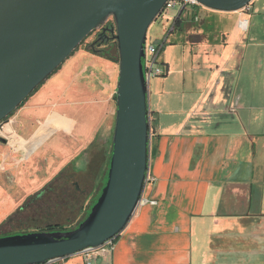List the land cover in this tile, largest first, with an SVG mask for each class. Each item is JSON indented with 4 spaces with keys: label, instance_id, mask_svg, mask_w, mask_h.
Listing matches in <instances>:
<instances>
[{
    "label": "crops",
    "instance_id": "0c3cea01",
    "mask_svg": "<svg viewBox=\"0 0 264 264\" xmlns=\"http://www.w3.org/2000/svg\"><path fill=\"white\" fill-rule=\"evenodd\" d=\"M173 10L163 15L171 23V47L159 56L166 74L148 83L153 122L142 202L112 254L93 264H264V20L247 39L241 22L249 26L250 7ZM176 40L184 52L169 58ZM118 78V64L78 48L34 104L2 123L5 134L23 143V154L59 152L57 174L93 150L105 159ZM8 172L14 180L4 200L12 205L0 216L42 182L19 165ZM55 264L86 263L80 253Z\"/></svg>",
    "mask_w": 264,
    "mask_h": 264
},
{
    "label": "water",
    "instance_id": "95a60500",
    "mask_svg": "<svg viewBox=\"0 0 264 264\" xmlns=\"http://www.w3.org/2000/svg\"><path fill=\"white\" fill-rule=\"evenodd\" d=\"M170 0H0V125L44 84L95 30L113 34L119 78L108 180L88 217L68 232L0 239V264H46L118 239L136 214L150 158L148 33ZM240 12L255 0H194ZM112 18V25H107ZM94 46V44L92 45ZM105 182V179H104ZM103 182V183H104Z\"/></svg>",
    "mask_w": 264,
    "mask_h": 264
},
{
    "label": "rangeland",
    "instance_id": "374dc122",
    "mask_svg": "<svg viewBox=\"0 0 264 264\" xmlns=\"http://www.w3.org/2000/svg\"><path fill=\"white\" fill-rule=\"evenodd\" d=\"M177 11L178 10L169 9L167 15L173 16ZM247 11L248 10L240 11L239 13L245 14L248 13ZM248 14L250 15L249 26H247V29L243 32L242 36L246 35V38L250 39L257 36V33L263 28L264 0H255L250 5ZM163 15L153 23L148 33L149 41L156 46L164 43V41L170 36L169 32L171 23H168ZM112 21V18L108 20V22ZM99 31L100 30H95L91 33L79 48L87 47L89 44L93 43L96 40ZM166 43V47H171V43H168L167 45ZM174 44H177L178 47H172V49L167 52V57L173 59H175L176 56L182 55L184 52L181 41L176 40L174 41ZM154 81L155 80H152V83H154ZM47 82L48 81H46L44 85H46ZM44 85L43 88L45 87ZM43 88L33 95L25 103L23 108L17 110L14 116L21 115L26 108L34 104L35 98ZM43 104L47 105V101ZM113 106L115 123L117 110L115 100ZM13 117L5 122V124H9ZM3 124L0 125V171L8 174L10 180L13 181L14 175L8 172L9 168L19 165V167L28 169L30 175H32L34 179L42 181L32 190V195L34 196L41 192L45 186L51 184L55 179H53L55 175L56 177L59 175L57 173L61 169L64 160L59 155V152L53 150L47 152L44 156H41V158L33 157L30 154V151L26 154L18 152L19 147H22L23 143L17 142L16 144L10 135L5 134ZM98 152V150L88 152L87 156L84 158V164L82 159L64 168L63 174L59 175L56 182L52 185V188H55L57 192L56 195L37 202L36 206H30L27 213L21 216L19 220L21 222H15L11 226L5 227L0 232V239L22 236L23 233H31L52 224L60 225L67 229H73L79 221L84 219L82 216L85 211H87V214L89 215L93 205H95L99 199V192L105 179V177H103V172L106 170L107 160L98 157ZM8 177H6L5 174H0L1 211H3L6 206L10 207V205H12L10 204V201H7L6 204V200H4L7 198V190L11 191V182L8 180ZM45 183L47 184L45 185ZM84 191L85 193H82ZM18 206H23V204L20 202ZM13 207L14 206H11L9 210L7 209V211L0 216V226L6 222L13 213H15L16 210L11 211Z\"/></svg>",
    "mask_w": 264,
    "mask_h": 264
},
{
    "label": "trees",
    "instance_id": "16d2710c",
    "mask_svg": "<svg viewBox=\"0 0 264 264\" xmlns=\"http://www.w3.org/2000/svg\"><path fill=\"white\" fill-rule=\"evenodd\" d=\"M180 18H178L176 20V23L175 25L178 26L179 23H180ZM113 21L111 22V25H112ZM107 36L109 37L108 38V42L106 43L105 40H107V37H103V41H98V36L96 38V40L89 44L87 47H89L90 51L91 52H94L96 54H100L102 57L108 59V60H111L112 62H114L115 64H119V51H118V44L117 42L114 40V39H111L113 37V34L111 33H108ZM85 42V41H84ZM82 42V44L84 43ZM81 44V45H82ZM94 44V46H92ZM76 51H74L72 53V55L75 53ZM61 68V67H60ZM60 68L53 74L55 75L59 70ZM52 75V76H53ZM45 84V83H44ZM42 84L40 87H38L34 93L29 97L27 98L23 103L22 105L17 109H21L23 108V106L25 105V103L33 96L35 95L42 87L43 85ZM114 100L117 101V96L115 94L114 96ZM16 110V111H17ZM15 111V112H16ZM15 112L10 116L8 117L4 122H7L8 120H10ZM115 121H116V116H115ZM114 130H115V123H114V128H113V135H114ZM113 140V139H112ZM112 151H113V141L111 143V150L109 152V155L105 158L107 160L106 162V170L105 172H103V177H105V182L102 184V187L100 189V192L99 194H102V190L103 188L105 187L106 185V182L108 180V173H109V168H110V160H111V155H112ZM63 170L59 173V175L63 174ZM59 175L52 181L51 184H48L47 186H45L43 188V190L41 192H39L38 194L34 195V196H31L29 197L26 202L24 203V205L22 207H20L13 215H11L6 222H4L1 226H0V232L7 226H11L13 223L15 222H18L21 218V216L25 213H27V210L29 209L30 206H36L37 202H40V201H43L45 200L46 198H49L51 196H55L56 195V190L55 188H52V185L56 182V180L58 179ZM94 206V205H93ZM88 217V214L87 216L81 220L77 226H75L73 229H67V228H63L61 227L60 225H48L47 227L45 228H42L40 230H36L35 232H48V233H54V232H68V231H71V230H74L76 229L86 218ZM21 222V221H19ZM30 232H26V233H23V234H28ZM33 233V232H31ZM117 239H115L114 241H116Z\"/></svg>",
    "mask_w": 264,
    "mask_h": 264
},
{
    "label": "built area",
    "instance_id": "2783aa9c",
    "mask_svg": "<svg viewBox=\"0 0 264 264\" xmlns=\"http://www.w3.org/2000/svg\"><path fill=\"white\" fill-rule=\"evenodd\" d=\"M194 6H200L196 1L194 0H170L166 8L164 10L165 14L169 9H181L185 10L190 7ZM247 9V8H246ZM246 23L247 28V21L241 22V26H244ZM111 24V22H107V25ZM243 27V29H246ZM167 40L164 41L159 46L154 45L149 41V38H147V42L145 45V58H144V70H145V77L148 81V83L153 79L157 77H162L166 74L165 69L163 68L162 64L159 61V56L161 51L165 47V43ZM152 122L153 117L149 112V126H150V133H152ZM147 176V180H148ZM114 240L108 241L105 244H103L101 247L98 248H88L84 250L81 254L84 257V261L86 264H93L95 263L99 258L104 257L106 255H111L114 248ZM59 259L51 260L47 262L46 264H55Z\"/></svg>",
    "mask_w": 264,
    "mask_h": 264
},
{
    "label": "flooded vegetation",
    "instance_id": "af4514ba",
    "mask_svg": "<svg viewBox=\"0 0 264 264\" xmlns=\"http://www.w3.org/2000/svg\"><path fill=\"white\" fill-rule=\"evenodd\" d=\"M101 33H102V30H100V31L98 32L97 36H98L99 34H101ZM107 34H108V33H107ZM82 193H85V191L82 192Z\"/></svg>",
    "mask_w": 264,
    "mask_h": 264
},
{
    "label": "bare ground",
    "instance_id": "6f19581e",
    "mask_svg": "<svg viewBox=\"0 0 264 264\" xmlns=\"http://www.w3.org/2000/svg\"><path fill=\"white\" fill-rule=\"evenodd\" d=\"M241 27H244V28H246V23H245V25H244V26H241Z\"/></svg>",
    "mask_w": 264,
    "mask_h": 264
}]
</instances>
